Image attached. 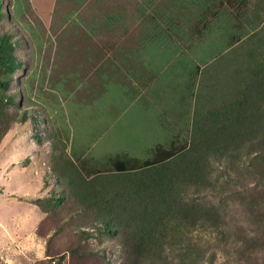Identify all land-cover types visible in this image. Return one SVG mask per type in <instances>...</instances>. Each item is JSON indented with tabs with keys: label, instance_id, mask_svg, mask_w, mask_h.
<instances>
[{
	"label": "rangeland",
	"instance_id": "1",
	"mask_svg": "<svg viewBox=\"0 0 264 264\" xmlns=\"http://www.w3.org/2000/svg\"><path fill=\"white\" fill-rule=\"evenodd\" d=\"M260 1L0 0V264H264V134L188 192L219 227L167 219L146 241L56 169L184 143L264 39Z\"/></svg>",
	"mask_w": 264,
	"mask_h": 264
},
{
	"label": "trees",
	"instance_id": "2",
	"mask_svg": "<svg viewBox=\"0 0 264 264\" xmlns=\"http://www.w3.org/2000/svg\"><path fill=\"white\" fill-rule=\"evenodd\" d=\"M253 45L251 59L233 76L225 101L196 109L184 143L158 146L147 160L127 155L108 163L63 158L56 169L70 183L71 196L106 225L136 223L144 241L154 239L167 219L192 228L201 222L219 227L223 221L216 207L190 201L188 192L211 187V160L244 151L264 134V39ZM12 122L8 120L5 130Z\"/></svg>",
	"mask_w": 264,
	"mask_h": 264
},
{
	"label": "crops",
	"instance_id": "3",
	"mask_svg": "<svg viewBox=\"0 0 264 264\" xmlns=\"http://www.w3.org/2000/svg\"><path fill=\"white\" fill-rule=\"evenodd\" d=\"M256 1H257V0H254V2H256ZM260 2L264 3V0H261ZM262 3H261L260 6L264 8V4H262ZM263 10H264V9H263Z\"/></svg>",
	"mask_w": 264,
	"mask_h": 264
}]
</instances>
